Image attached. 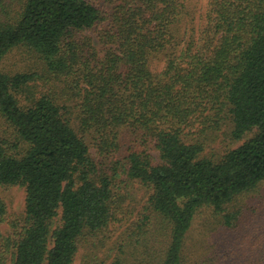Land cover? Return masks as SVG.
Listing matches in <instances>:
<instances>
[{
    "label": "trees",
    "instance_id": "obj_1",
    "mask_svg": "<svg viewBox=\"0 0 264 264\" xmlns=\"http://www.w3.org/2000/svg\"><path fill=\"white\" fill-rule=\"evenodd\" d=\"M16 50L0 189L24 205L8 225L0 199V264H73L90 242L110 264L152 243L153 264H184L198 216L231 227L264 183V0H0V66Z\"/></svg>",
    "mask_w": 264,
    "mask_h": 264
},
{
    "label": "rangeland",
    "instance_id": "obj_2",
    "mask_svg": "<svg viewBox=\"0 0 264 264\" xmlns=\"http://www.w3.org/2000/svg\"><path fill=\"white\" fill-rule=\"evenodd\" d=\"M29 60L26 54L16 50L4 59L0 68L7 72L23 71L28 66ZM1 135L2 133H0ZM223 146L220 139L213 143V147L219 151ZM91 151L93 153V150ZM133 194L129 200L131 203H128V206L125 204V207H130L128 210L135 213V211L138 212L147 195L138 190ZM0 199L7 208L6 224L19 222L23 215V189L20 187L1 188ZM227 213L233 215L231 227L220 223L221 216L216 217L212 212L202 213L198 216L186 240L183 255L184 264H264V183L254 192L236 200L229 206L225 214L227 215ZM55 223L57 224V221ZM128 227L129 222H123V227L111 235L109 243L117 240L115 237ZM6 230L10 231L9 226L4 225V231ZM153 230L152 225L150 232L153 233ZM124 232L123 236L126 235ZM163 245L164 243L150 245L153 257L163 249ZM106 248H110L108 243L105 245L97 243L94 246L91 242L87 243L86 246L79 249L73 264H110L112 256L104 255ZM129 252L130 250L128 254H125L124 264H137L141 258L139 253L129 255ZM153 257L141 264H153Z\"/></svg>",
    "mask_w": 264,
    "mask_h": 264
}]
</instances>
